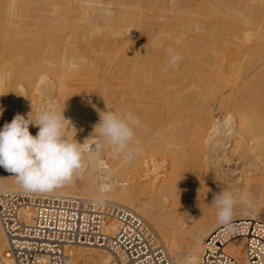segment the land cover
Wrapping results in <instances>:
<instances>
[{"label":"bare ground","instance_id":"obj_1","mask_svg":"<svg viewBox=\"0 0 264 264\" xmlns=\"http://www.w3.org/2000/svg\"><path fill=\"white\" fill-rule=\"evenodd\" d=\"M43 1L0 0V129L17 113L26 119L30 113L35 121L42 109L63 110L66 137L94 150L101 140L95 126L103 105L108 108L104 103L114 96L117 110L131 111L140 120L133 142L138 154L126 162L107 145L98 159L86 152L80 174L49 193L131 208L153 226L171 264H198L205 238L220 226L211 202L222 188L236 194L256 189L251 208L238 201L237 219L264 207L262 0H117L115 6L105 4L111 0L49 1L56 6ZM151 1L159 17L169 19L130 18L145 14ZM125 3L141 8H124ZM125 25L130 33L121 28ZM78 27L94 36L84 48L97 58L105 50L117 52L114 64L100 59L76 63ZM169 48L180 55L176 65L169 64ZM81 63L113 83L115 91L83 86L79 68L74 69ZM80 100L89 102L87 107ZM29 131L35 136L39 129L29 125ZM235 157L242 172L228 168ZM103 185L110 190L102 191ZM0 189L23 191L2 167ZM116 226L109 220L105 232L113 234ZM6 248L0 224V262L14 264ZM228 249L243 258L241 240ZM110 261L104 249L76 247L68 264Z\"/></svg>","mask_w":264,"mask_h":264},{"label":"built area","instance_id":"obj_2","mask_svg":"<svg viewBox=\"0 0 264 264\" xmlns=\"http://www.w3.org/2000/svg\"><path fill=\"white\" fill-rule=\"evenodd\" d=\"M115 220L113 234L106 223ZM6 258L14 264H68L76 247L108 251L110 264H171L153 226L131 208L105 200L0 189ZM243 242V258L228 249ZM0 264H8L1 261ZM198 264H264V212L220 225L205 238Z\"/></svg>","mask_w":264,"mask_h":264},{"label":"clouds","instance_id":"obj_3","mask_svg":"<svg viewBox=\"0 0 264 264\" xmlns=\"http://www.w3.org/2000/svg\"><path fill=\"white\" fill-rule=\"evenodd\" d=\"M169 64L176 65L180 55L172 48L167 49ZM2 114V112H0ZM63 110L46 109L36 114L35 121L28 114L17 113L12 121L5 122L0 129V167L15 177L16 183L25 192L49 193L71 183L84 168L86 152L99 158L104 145L111 148L113 155L122 156L130 161L138 154L134 146L139 118L131 111H104L100 113L98 141L95 149L65 135ZM29 125L38 127L36 135L29 131ZM110 190L103 185L102 191ZM251 208L252 204L246 192L236 194L222 188L214 196L211 204L217 209V221L227 231L233 221L237 203Z\"/></svg>","mask_w":264,"mask_h":264},{"label":"rangeland","instance_id":"obj_4","mask_svg":"<svg viewBox=\"0 0 264 264\" xmlns=\"http://www.w3.org/2000/svg\"><path fill=\"white\" fill-rule=\"evenodd\" d=\"M15 1H19V0H15ZM39 1V0H38ZM43 1V0H42ZM45 2L46 1H48V2H46V4L48 5L50 2H53V0H44ZM44 1H43V3H44ZM50 1V2H49ZM56 1V0H55ZM65 1H67V0H65ZM72 1V0H71ZM75 1V0H74ZM74 1H72V2H74ZM77 2L78 1H80V0H76ZM82 1V0H81ZM80 1V2H81ZM92 2L91 3H98L99 1H101V0H95V1H93V0H91ZM111 1H113V2H111ZM110 2L109 1H107V2H105V4L107 3V4H110V6L112 5V6H115L114 4L116 3V5H118V1L117 0H111ZM116 1V2H115ZM127 1H129V0H127ZM154 2H156L155 0H153ZM165 1V0H164ZM262 2H263V6H264V0H262ZM76 3V2H75ZM81 3H86L85 1H82ZM90 3V4H91ZM112 3V4H111ZM128 3V2H127ZM127 3H125L124 5H122V7H130L129 9H136V10H138V9H140L141 8V5H138L137 4V6L139 7V8H136L137 6H134V5H131L130 3V5L132 6V8H131V6L129 5V4H127ZM158 3V5L159 6H161V5H163V4H161V2H157ZM156 3V4H157ZM165 3V2H164ZM80 4V3H79ZM89 4V3H88ZM152 1L151 2H149L148 4H146L145 5V7H144V9L143 10H145V14H140V13H134V14H130L129 16H130V18L132 17H136V18H147V19H154L156 16H157V19H169L168 18V16L166 17V16H164V17H159V15H158V11H159V8L157 7V9H156V7H155V9L154 8H152ZM166 4V3H165ZM49 6H56V4L54 5L53 3H50L49 4ZM147 6V7H146ZM77 8H78V6H77ZM151 9H153V10H151ZM79 10H81V7L79 6ZM149 10H150V12H149ZM155 10V11H154ZM151 11H153V12H151ZM148 12V13H147ZM15 14V13H14ZM12 15V18H13V16H15V15ZM150 14H154V15H150ZM142 15H144V16H142ZM146 15H147V17H146ZM150 17V18H149ZM151 17H153V18H151ZM14 19H22V18H19V16L17 17V16H15V18ZM23 19H25V18H23ZM31 19H33V18H31ZM156 19V18H155ZM162 19V20H163ZM118 24H122V22L121 21H119V19H118V22H117ZM100 26H102V24L100 25ZM103 26H105V25H103ZM106 28H109V27H107V26H105ZM105 27H103V28H105ZM79 28V27H78ZM124 31H126L127 33H130V26H128V29H127V26L125 25V27H121ZM80 29V31H78V36L79 37H77L78 39H79V42H84V43H79V44H81V45H79V44H75L74 43V47H76L77 46V48H79V53H78V55H80V57L79 56H77V55H75L76 57H77V59L75 58L74 60L76 61V63H78V62H81V61H84L85 62V60L86 61H88V62H91L92 60L94 61L95 59L97 60H99V62L102 64L103 62L104 63H106L107 65H109V64H114V62L116 61V54H117V52H109L108 53V51L107 50H105L106 51V54L105 55H101V56H103L102 58H104L103 60H102V58H97L98 56H96V54L95 53H93L94 51H92V53L90 52L91 51V49L90 48H84V46H85V43H86V45H87V42L90 44L91 42H92V40H93V38H94V36L92 37V35L89 37V33H90V30H88L87 28H79ZM87 29V30H86ZM110 29V28H109ZM82 32H84L83 34H82ZM85 32H88V33H85ZM85 34H88V38H87V35H85ZM80 35H81V37H80ZM85 35V36H84ZM82 36H84V38L82 37ZM81 38V39H80ZM90 38H92L91 40H90ZM78 39H76V41H78ZM89 39V40H88ZM80 40H82V41H80ZM87 40V41H86ZM86 41V42H85ZM73 44V43H72ZM78 46H80V47H78ZM76 48V49H77ZM102 50H100V49H98V50H100V52H102V51H104V49L103 48H101ZM114 50V49H113ZM73 52H74V50H73ZM105 53V52H104ZM85 54V55H84ZM110 55V57H108V56H106V55ZM82 55V56H81ZM113 55V56H112ZM89 56V57H88ZM113 58H112V57ZM88 57V58H87ZM110 58V60L111 59H113V60H109V59H107V58ZM81 58V59H80ZM83 58V59H82ZM85 59V60H84ZM102 60V61H101ZM106 62H105V61ZM110 61V62H109ZM109 63V64H108ZM105 64V65H106ZM82 65V63L81 64H77L76 65V67H74V69L75 70H77L78 68H79V71H80V77L79 78H82L81 79V82L83 83V86H86V87H89L90 89L92 88V89H94V90H96V88H102L103 90H105V91H110L111 92V89H112V91H115V90H113V89H115V87L114 88H112L113 87V83H110V82H108L107 80L105 81V80H101L100 79V77H98V75H96V73L95 72H90L89 70H87L85 67H82L81 66ZM80 68H81V70H80ZM85 68V69H84ZM85 73V74H84ZM88 75V76H87ZM83 76H84V78H83ZM95 80V81H94ZM86 82V83H85ZM88 82V83H87ZM99 82V83H98ZM109 83V85H107L108 83ZM102 83V84H101ZM87 84V85H86ZM97 84V85H96ZM102 85V86H100V85ZM105 85H106V87H105ZM110 85L112 86V87H110ZM98 86V87H97ZM109 86V87H108ZM115 86V85H114ZM104 87L106 88V89H104ZM110 88V89H109ZM86 90V88H84L81 92H82V95H83V97H84V99H86L87 97L86 96H88V92H86L85 91ZM83 91H84V93L86 94H84L83 93ZM85 95V96H84ZM114 98V96L113 97H110V100H108V101H106V103H104V104H107V106H108V108H109V110L110 111H116L118 108H116V106L118 105V104H115V106H113L114 105V102H115V99H113ZM88 99V98H87ZM117 100V99H116ZM83 101V102H82ZM89 100H87V102H88ZM79 102H81L85 107H87V105H88V103H85V100H80ZM107 102H113V104H109V103H107ZM109 104V105H108ZM103 107H104V111H107L108 110V108L105 106V105H103ZM115 107V108H114ZM105 108H106V110H105ZM44 109H42V111H43ZM87 112V111H86ZM83 114V113H82ZM83 116V115H82ZM86 116H83V118H85ZM89 119V118H88ZM82 120H85V119H82ZM88 121V120H87ZM228 127H226L225 129H224V131L225 130H228L227 129ZM65 132H67V131H65ZM66 134V133H65ZM239 157H235V161L232 163V164H230V166H228V168H233V170H235L236 172H242V167H241V165H239V167H238V164H237V161H239ZM160 170H162L161 169V167H160ZM159 170V171H160ZM262 174H263V172H262ZM233 188H235V186L233 187ZM247 194H248V197H249V200L251 201V200H253L255 197H257V194H256V189H249L247 192H246ZM197 205H198V203H197ZM202 210H205L204 208H202ZM207 210V209H206ZM206 212V211H205ZM261 212H264V207L262 208V211ZM206 213H209V212H206ZM210 214V213H209ZM183 216L185 215V214H182ZM181 215V216H182ZM180 216V217H181ZM182 216V217H183ZM206 218V220H207V222L208 221H212V220H208V219H211L210 217H209V215L208 214H206V216H205ZM207 217H209V218H207ZM235 219H237V213L235 212V214H234V217H233V220H235ZM209 222V223H210ZM206 224H208V223H206Z\"/></svg>","mask_w":264,"mask_h":264}]
</instances>
